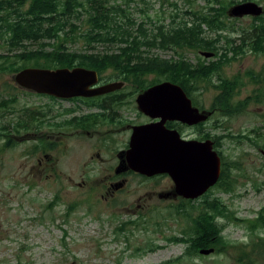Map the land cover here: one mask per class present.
<instances>
[{"label":"rangeland","instance_id":"1","mask_svg":"<svg viewBox=\"0 0 264 264\" xmlns=\"http://www.w3.org/2000/svg\"><path fill=\"white\" fill-rule=\"evenodd\" d=\"M232 1L234 3L229 5ZM240 1L243 2V0H223L222 3V6H228L226 24L238 32L251 28L254 23L252 16L239 18L228 15L229 8ZM246 1H255L264 7V0ZM112 5H120L121 8L115 12L116 22L111 23L109 30L111 34H115L120 25L121 28L131 29L140 41L146 39L138 35L139 28L143 24L150 34L149 39L152 40L150 37L157 33L160 26L171 27L175 14H178L176 24H180L182 20L191 23L194 16L188 12H208L211 6L221 7L214 0H110L107 6ZM90 18L88 13L84 12L80 18L73 17L72 22L81 25L80 30L84 33L91 28ZM203 28L209 38L215 37L216 33L211 32L207 25ZM67 29H70V26ZM232 30L228 29L224 34L236 37L238 33ZM132 40L133 38H130V41ZM25 43L28 50L33 51H51L53 48L48 45L49 40ZM63 43L78 54L119 53L120 47L126 46V43L93 42L92 47H89L88 41L80 35V32L63 40ZM225 45V39H221L218 46ZM8 50L7 45L0 46V54L8 53L14 56L24 51L23 48H17L14 52ZM201 51L206 50L188 47L183 49L149 47L143 44L136 58L178 59L184 56L193 64H198L202 60L218 59L216 54L207 58L201 55ZM26 63L29 66L35 65L33 61ZM134 63L137 64L138 61ZM250 70L256 73L264 70V55L248 49L245 55L238 56L220 72L221 76L228 78H233L239 73L244 76V84L237 95V100L254 94L255 89L258 88L257 84L246 77L245 72ZM111 74H113L111 70L106 73V75ZM9 77L1 73L0 82ZM150 78L153 79V76ZM200 87L203 90H196L194 95L204 108L211 109L212 99L217 90L212 87L206 89L205 82L201 83ZM133 89L134 87L131 86L127 90ZM41 101H43L41 98H19L13 104L15 107L13 114L8 117L11 129L12 124L21 119L22 107L26 102L31 107H35ZM219 118V142L221 141L219 149L226 160L238 164L232 171L233 190L224 192L216 187L213 191V196L220 197L227 205L230 214L238 218V220L219 219L225 225L223 236L230 243L224 251L195 260L182 257L184 244L167 243L165 239L169 234L180 233L181 226L175 225L177 223L175 220H163L162 229L152 230L139 226L117 232L119 222L109 223L107 221L109 215L103 213V207L102 210L99 205L93 207L98 203L97 196L92 192L95 186L92 184V189L89 190L90 184L80 185L85 177L79 175L75 163L66 159L58 162L54 157L44 158L47 153L54 155V148L45 151L44 154L37 148L42 146V141L37 140V135L26 132L18 134L12 130V135L9 132L11 137L0 138V264L19 262L23 264H163L177 259L179 260L172 264H243L238 260V256L242 253L238 247L242 248L243 244H247L248 246L242 249L250 250L249 244L252 240H258L257 236L264 237V228L259 227L252 232L247 223L248 220L256 219L259 211L264 208V102L251 104L244 112L237 115L226 116L220 113ZM231 133L233 136L222 137ZM238 134L259 138L261 145H254L248 139L233 138ZM11 138L12 142L7 146ZM40 161L43 163L40 164ZM56 196L59 198L57 199ZM129 218L130 216L125 215L120 220ZM181 223L182 221L179 222ZM150 245L157 247L155 250H149ZM261 263L264 264V256L258 258L255 264Z\"/></svg>","mask_w":264,"mask_h":264},{"label":"flooded vegetation","instance_id":"2","mask_svg":"<svg viewBox=\"0 0 264 264\" xmlns=\"http://www.w3.org/2000/svg\"><path fill=\"white\" fill-rule=\"evenodd\" d=\"M4 1L7 0H0V3ZM12 16L11 7L1 8L0 28L3 26L2 20ZM3 44L9 47V52H12L8 35L5 39L0 37V46ZM214 53L216 54L215 51ZM137 65L124 63V65H106L95 68L77 63L64 66L69 69L83 67L96 71L97 82L90 88L118 84L113 90L102 94L69 97H57L23 87L13 75L17 72L14 73L11 68H8L1 72L3 76L5 74V77L6 75L10 77L0 82V134L8 137L9 132L12 135V130L18 134L33 133L37 135V140L42 141V146L36 147L44 154L45 151H51L54 148L55 154L47 153L44 158L54 157L58 162L66 159L75 163L79 175L85 177L80 185L90 184L89 190L92 189V184L95 186L92 192L97 196L98 203L93 207L99 205L101 210L103 207V213L109 215L107 219L109 223L119 222L117 229L125 230L130 227L139 228V226L152 230L162 229L163 220H175L177 222L175 225L181 226L180 233L169 234L165 239L167 243L184 244L182 257L195 260L199 257L213 255L218 252L217 247H209L215 249L210 254L201 253L202 249H206L200 241L201 224L194 222L193 218L186 214H179V210H182L186 204H199L205 196H212L215 188H218V182L204 195L195 199L186 198L177 192L176 183L169 173L147 175L133 169L130 165L128 152L132 147L135 128L162 121L161 117L155 118L146 114L138 103V97L152 86L171 81L157 72L141 73L142 75L139 76L137 72L132 71L139 67ZM29 67L38 66H25V68ZM109 70L113 74L106 75ZM151 76L153 79L150 78ZM140 78L147 79L146 86H140ZM131 86L134 89L127 90ZM183 89L187 93L185 88ZM188 97L192 100L193 107L209 116L194 124L167 118L161 125L162 129L176 131L180 138L187 141L211 140L213 148L220 155L221 150L216 146V142L220 138L219 115L221 112L204 108L195 95H188ZM19 98H41L43 101L35 107H31L26 102L22 107L21 119L12 124L11 129L8 117L13 114L15 109L13 104ZM10 142L12 138L8 140L7 146ZM42 163L43 161H40V164ZM125 215L130 218L120 220ZM193 215L195 216L194 211ZM181 221L182 223L179 224ZM160 236L163 235L160 234ZM174 236L182 240H171ZM152 247L155 246L150 245L149 250Z\"/></svg>","mask_w":264,"mask_h":264},{"label":"trees","instance_id":"3","mask_svg":"<svg viewBox=\"0 0 264 264\" xmlns=\"http://www.w3.org/2000/svg\"><path fill=\"white\" fill-rule=\"evenodd\" d=\"M109 1L7 0L1 2L0 9L6 6L11 7L13 16L2 20L1 24L3 26L0 28V37L5 39L8 35V40L11 41L12 52L16 51L15 49L17 48H23L24 51L14 56L0 55V73L6 71L8 68H11L14 73L18 72L27 66L26 62L30 61L34 62V66L50 68L70 66L77 63L96 68L122 64V62L130 64L138 61L137 66L139 67L132 71L137 72L139 76L145 73L157 72L164 76L165 79L180 84L185 88L189 96L194 95L196 90L202 89L200 84L205 82L206 89L212 87V89L217 90L216 95L212 99L211 109L220 110L226 116L240 114L251 104L264 102V73L262 72L264 70L257 73L252 70L245 72L246 77H249L253 83L257 84L258 88L255 89L254 94L239 100H237V95L244 84V76L241 73L236 74L233 78L220 75L225 65L236 60L238 56L245 55L248 49L256 54L264 55V14L259 17H253L254 23L251 28L238 32V30L228 26L225 22L228 6H222L223 0H214V2L221 5L220 8L211 6L208 8V12H188L194 16V20L191 23L187 20H182L180 24H176L178 14H175L173 15L171 27L165 28L163 25L160 26L157 33L150 37L152 40L149 39L150 34L143 27L144 24L141 25L138 35L146 39L140 41L139 37L134 35L131 29L121 28L120 25L118 26L119 30L115 34H111L109 31L111 23L116 22L115 12L121 6L112 5L108 7ZM231 3L233 4L234 2H230L229 5ZM84 12L88 13L89 17H91L89 19L91 28L83 33L80 30L81 25L73 23L72 18H80ZM128 19L132 22L130 17ZM204 25H207L211 32L216 33L215 37L209 38L207 36V31L203 28ZM68 26H70V29H67ZM228 29H233L232 31L238 33V35L236 37L225 35L224 32ZM78 32L88 41L89 47H92L93 42L97 44L104 42H112L113 44L126 43V46L120 47L119 53L95 52L78 54L70 50L63 43V40L69 39V37L73 34L76 35ZM130 38H133V40L130 41ZM221 39H225V46H218ZM44 40L50 41L47 44L53 47L51 51L28 50L27 43H25ZM143 44L149 47L160 46L162 48L173 49L188 47L215 51L218 59L202 60L198 64H193L184 56L178 59H162L160 57L137 59L136 54L139 53V48ZM23 62H25L24 66ZM216 76L218 77L216 78ZM146 80L140 78V86H146ZM229 136H233V134H226L222 137ZM233 138L248 139L254 145H261V139L253 138L247 134H238ZM216 146L220 148L221 141L216 142ZM220 155L222 158V171L218 188L221 191L230 192L233 190L232 171L238 164L226 160L222 152H220ZM56 198L58 199L59 197L56 196ZM193 211L195 216L193 215ZM179 212V214H186L188 217L193 218L194 222L201 224L200 241H202L201 244L204 248L217 247V251H224L230 246L229 241L223 236L225 225L219 219L238 220V218L230 214L227 205L220 197L213 195L205 196L201 203L186 204ZM247 223L248 228L252 232L259 227L264 228V208L259 211L256 219L248 220ZM123 230L122 228L117 229V232ZM214 236L215 239H213ZM257 237L258 240H252L249 244L251 246L250 250L242 249L247 247V244H243L242 248L238 247L242 251L241 255L238 256L240 263L255 264L258 258L264 256V237ZM171 240L181 241L182 239L174 236ZM156 247L150 249L155 250ZM178 260L168 261L163 264H172ZM18 264L23 263L19 262Z\"/></svg>","mask_w":264,"mask_h":264},{"label":"water","instance_id":"4","mask_svg":"<svg viewBox=\"0 0 264 264\" xmlns=\"http://www.w3.org/2000/svg\"><path fill=\"white\" fill-rule=\"evenodd\" d=\"M264 14V7L255 1H243L232 5L230 17ZM207 58L214 52L201 51ZM19 85L57 97L75 95H98L113 90L118 84L90 88L97 82V73L83 67L56 69L29 67L20 70L16 76ZM141 109L152 117H161L160 123L135 128L128 159L133 169L147 174L169 173L177 192L186 198L195 199L214 186L221 175V157L213 148L211 140L187 141L176 131L162 129L167 118L178 119L189 124L206 119L209 115L193 107L182 86L171 81L152 86L138 97ZM214 248L202 249V254L214 252Z\"/></svg>","mask_w":264,"mask_h":264}]
</instances>
